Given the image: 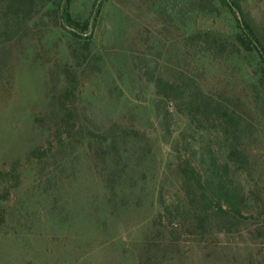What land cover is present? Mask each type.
<instances>
[{"label":"rangeland","instance_id":"obj_1","mask_svg":"<svg viewBox=\"0 0 264 264\" xmlns=\"http://www.w3.org/2000/svg\"><path fill=\"white\" fill-rule=\"evenodd\" d=\"M55 1L48 0L26 22L22 39L11 43V63L0 82V171L21 161L19 188L10 201L0 202V211L7 210L0 223V264H136L151 236L159 195L166 201L180 197L173 161L178 131L209 133L217 126L194 120L186 95L225 101L261 133L264 89L246 82L242 68L252 62L250 56L236 60L191 41L198 31L231 39L223 23H210L229 13L216 0H105L83 62L70 52L81 42L63 28ZM237 1L264 42V0ZM96 2L72 0L73 17L86 19ZM67 75L74 76V107L90 134L78 135L58 153L54 149L40 172L26 154L45 145L52 128L51 89L60 90ZM256 99L260 105L254 110ZM164 111L171 114L169 129ZM112 125L141 137L133 146V176L142 191L138 205H120L112 196L120 180L114 177V187L109 185L116 174L96 138ZM254 155L264 161V154ZM40 173L42 179L61 178L63 185L42 192ZM104 193L112 198L109 204ZM215 231L205 237L181 228L176 237L182 262L264 264L263 218H243Z\"/></svg>","mask_w":264,"mask_h":264},{"label":"trees","instance_id":"obj_2","mask_svg":"<svg viewBox=\"0 0 264 264\" xmlns=\"http://www.w3.org/2000/svg\"><path fill=\"white\" fill-rule=\"evenodd\" d=\"M47 1L0 0V82L8 73L11 63V43L22 39L27 31L26 22L39 15ZM216 1L229 13L224 17L212 18L210 23H223L231 39L198 31L191 36V41L204 46L207 52L222 56L227 54L236 60L250 56L252 62L249 61L242 68L246 82L255 90L264 89V42L237 0ZM104 2L97 0L90 16L81 20L72 15V0L55 1L63 28L75 42H81L76 50L72 46L70 49L77 61L86 60V53L91 51V35ZM66 80L60 90L55 85L51 89L49 106L52 111L47 116L51 119L52 128L45 145L26 154V160L41 166L40 172L48 167L46 159L54 149L58 153L59 148L69 145L78 135L87 138L90 134L84 129L81 115L74 107V76L67 75ZM237 99L241 100V96ZM185 100L194 120L212 121L217 126L209 133H199L198 128L178 131L174 139L173 161L180 184V197L166 201L159 195L151 221V236L145 237L136 264H186L182 262L183 255L176 237L181 228L185 232L193 231L206 237L214 233V229L217 233L220 229L236 226L243 218L264 220V161L254 155L255 152L264 154L263 128L260 127L262 131L257 133L251 123L225 101L212 102L204 95L197 94H187ZM258 101L254 110L260 105ZM259 110L264 113V104ZM170 115L167 111L161 115L167 129ZM131 133L112 125L105 133L96 136L99 145L102 144L111 157L113 173L117 175L108 179L109 185L115 184L114 177L120 180V187L113 194L112 191L108 193L118 196L123 206L130 202L140 204L142 194L141 190L136 189L138 178L133 176V169L137 165L133 146L141 137ZM20 166L21 161L15 160L0 171V185L3 188L0 192L1 204L10 201L13 192L19 188ZM40 175L42 179L43 174ZM41 183L42 192L44 188L53 192L60 184L63 185L61 178L49 176ZM102 197L105 204L112 200L107 193ZM6 212V209H1L0 223L4 221ZM83 259V255H79L77 261L81 263Z\"/></svg>","mask_w":264,"mask_h":264}]
</instances>
